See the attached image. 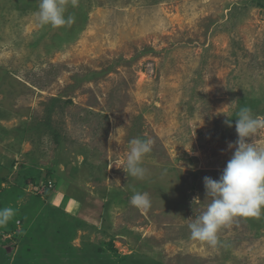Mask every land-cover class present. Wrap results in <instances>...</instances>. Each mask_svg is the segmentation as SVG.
Returning <instances> with one entry per match:
<instances>
[{
  "label": "rangeland",
  "instance_id": "rangeland-1",
  "mask_svg": "<svg viewBox=\"0 0 264 264\" xmlns=\"http://www.w3.org/2000/svg\"><path fill=\"white\" fill-rule=\"evenodd\" d=\"M38 6L0 0V264H264V212L216 247L188 227L239 108L264 116V0H66L60 28ZM136 138L153 141L143 179L123 171Z\"/></svg>",
  "mask_w": 264,
  "mask_h": 264
},
{
  "label": "clouds",
  "instance_id": "clouds-1",
  "mask_svg": "<svg viewBox=\"0 0 264 264\" xmlns=\"http://www.w3.org/2000/svg\"><path fill=\"white\" fill-rule=\"evenodd\" d=\"M65 3L66 0H39L38 11L33 14L38 25L60 28L73 24L75 18L64 15ZM225 123L232 127L231 119L225 120ZM235 128L238 139L235 144L228 145L229 149L235 148V151L219 179L205 177L203 181L206 197H211V203L201 215L188 219L190 238L211 247L219 243V230L234 218L260 217L264 212V148H257L248 142L250 136L264 130V116L254 117L250 107H240L236 113ZM152 145L151 139L136 138L129 142L123 168L127 176L144 178L146 170L141 166V161L151 152ZM198 200L196 198L194 201ZM130 204L147 209L151 204L149 194L134 190ZM14 215L12 207L0 208V228L6 227Z\"/></svg>",
  "mask_w": 264,
  "mask_h": 264
},
{
  "label": "trees",
  "instance_id": "trees-1",
  "mask_svg": "<svg viewBox=\"0 0 264 264\" xmlns=\"http://www.w3.org/2000/svg\"><path fill=\"white\" fill-rule=\"evenodd\" d=\"M19 258L21 259V261H24L26 264H32L33 263L32 259H31L33 257L29 256L28 254L27 255L21 254ZM20 259H18L19 262H20Z\"/></svg>",
  "mask_w": 264,
  "mask_h": 264
},
{
  "label": "crops",
  "instance_id": "crops-1",
  "mask_svg": "<svg viewBox=\"0 0 264 264\" xmlns=\"http://www.w3.org/2000/svg\"><path fill=\"white\" fill-rule=\"evenodd\" d=\"M65 198V197H64ZM58 200H60V199H58ZM38 258V257H37ZM42 261V259L40 258V261H39V258H38V262H40L39 264H42L43 262H41Z\"/></svg>",
  "mask_w": 264,
  "mask_h": 264
}]
</instances>
